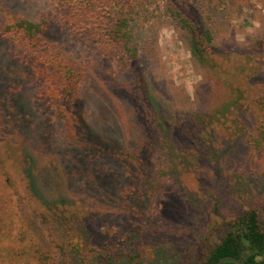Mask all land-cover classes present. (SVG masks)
Listing matches in <instances>:
<instances>
[{
    "label": "rangeland",
    "instance_id": "1",
    "mask_svg": "<svg viewBox=\"0 0 264 264\" xmlns=\"http://www.w3.org/2000/svg\"><path fill=\"white\" fill-rule=\"evenodd\" d=\"M55 5L56 0H0V17L37 19ZM189 9L213 30V51L233 64L244 62L254 42H264V0H189ZM134 34L141 56L134 72L116 78L86 44L65 42L70 57L89 66L79 105L82 127L87 139L104 145L107 153L68 138L48 101L29 89H9V151L19 163L17 173L32 179L62 229L81 232L87 246L123 250L112 255L113 261L94 256L84 264H169L171 258L200 264L205 248L220 240L229 220L264 202V144L262 149L245 145L231 129L215 133L209 144L215 160L205 165L196 148L185 149L180 135L165 130L150 137L145 157L136 164L138 190L127 197L130 178L109 152L135 146L148 127L131 111L138 91L131 86L134 79L161 114L212 112L231 96L221 75L192 54L187 32L169 17L135 24ZM7 49L0 41V87L6 88L15 67ZM261 82L264 62L251 80ZM19 121L24 129L15 135ZM249 127L256 131L253 121ZM163 166L167 174L157 170ZM12 247L8 239L0 242V262L5 258L9 264Z\"/></svg>",
    "mask_w": 264,
    "mask_h": 264
},
{
    "label": "trees",
    "instance_id": "2",
    "mask_svg": "<svg viewBox=\"0 0 264 264\" xmlns=\"http://www.w3.org/2000/svg\"><path fill=\"white\" fill-rule=\"evenodd\" d=\"M164 16L187 32L189 50L221 75L231 96L212 112L161 114L146 97L139 80L134 79L131 86H138V91L134 92L131 111L138 120H146L148 127L135 146L119 153L109 152L120 161L130 178L126 196L138 190L136 164L145 157L150 137L156 138L165 130L180 135L185 149L196 148L205 165L215 160L209 151L210 139L215 133L231 129L233 138L238 137L256 149L263 148L264 82L253 85L251 80L262 69L264 42H254L244 62L233 64L225 54L213 51L214 32L192 16L189 0H56L55 7L37 19L24 15L0 17V41L7 46L11 62L15 63L9 73L12 85L0 87V242L8 239L13 244L6 257L9 264H84L94 256H111L113 261V254L123 253L110 245L87 246L81 232L62 229L54 210L41 201L32 179L17 173L19 163L9 151L5 136L11 127L7 107L12 101L9 89H29L41 96L63 121L68 138L83 145L89 143L96 146L95 150L100 148L107 153L104 145L97 146L96 140L87 139L82 127L79 105L89 66L73 60L65 42L74 40L86 44L95 56L104 60L107 73L116 78L119 74L134 72L141 56L135 43L134 25H146ZM251 121L255 123V132L250 131ZM22 125L23 122H16L15 135L24 129ZM157 170L167 174L165 166ZM226 224L220 240L205 248L200 264H213L226 256L249 264H264V202L240 211ZM37 227H42V232L36 231ZM169 264L193 262L190 258L182 261L171 258Z\"/></svg>",
    "mask_w": 264,
    "mask_h": 264
},
{
    "label": "water",
    "instance_id": "3",
    "mask_svg": "<svg viewBox=\"0 0 264 264\" xmlns=\"http://www.w3.org/2000/svg\"><path fill=\"white\" fill-rule=\"evenodd\" d=\"M226 262H233V263H236V264H249L246 261H244V260H242L240 258L234 257V256L223 257V258L219 259L218 261L214 262L213 264H223V263H226Z\"/></svg>",
    "mask_w": 264,
    "mask_h": 264
}]
</instances>
